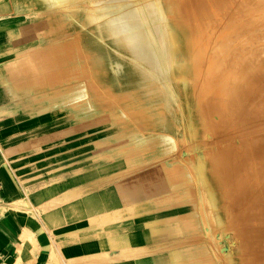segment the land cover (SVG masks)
Here are the masks:
<instances>
[{
  "label": "rangeland",
  "instance_id": "1",
  "mask_svg": "<svg viewBox=\"0 0 264 264\" xmlns=\"http://www.w3.org/2000/svg\"><path fill=\"white\" fill-rule=\"evenodd\" d=\"M86 1L89 3L85 8L69 6L65 12L53 13L46 19L42 14H35L32 4L26 0H0V60H4L0 64V82H3L0 90L9 97L0 102V130L5 131L0 137V146L23 187L17 197L20 199H6L0 221L15 220L16 214L36 217V212L56 209L59 222L47 221L48 225L69 226L65 230H74L84 240L101 243L100 248L70 264H112L109 259L115 253L123 255L125 250L137 245L151 246L147 247L150 249L147 253L135 258L115 257L112 261L119 260L114 264H220L212 245L218 240L200 230L204 223L201 211L207 206H202L199 196L194 195L192 183L204 178L213 187L216 201L212 202H217L221 209V224L214 225V233H227L229 243L235 244L228 264H255L256 261L264 264V249H257L259 240L264 243V224L258 233L250 228L251 216L257 214L261 219L264 211H254L258 206L251 204L252 197L241 175L242 166L234 169L218 153L213 161L204 160L201 165L184 158L186 174L179 179L171 180V175L164 173L163 176L159 171L141 179L138 173L128 170L147 166L155 160L151 156L146 161H137L135 156L141 153L139 145L132 143L121 155L110 156L112 140L125 138L132 129L124 124L116 127L115 133L104 135L105 128H96L93 116L88 114L90 111L73 105L81 88H73L70 83L83 75L86 66L80 60L82 47L76 37L59 43L62 25L59 17L64 16L66 23H72L73 17L92 16L91 9L99 6L92 2L101 0ZM37 2L36 8L40 5ZM82 9L86 12L82 13ZM47 22L55 29L52 40L58 41L44 54L41 36ZM16 43L19 45L14 47ZM153 146L150 153L154 152ZM143 190L147 196L142 195ZM0 198L3 197L0 195ZM185 223L191 224L192 231L174 230ZM19 231L22 234L18 242L13 240L4 249L5 264H63L51 242L40 248L36 232ZM27 234L31 236V244L26 250H19L21 237ZM217 254L220 255L219 251Z\"/></svg>",
  "mask_w": 264,
  "mask_h": 264
},
{
  "label": "bare ground",
  "instance_id": "2",
  "mask_svg": "<svg viewBox=\"0 0 264 264\" xmlns=\"http://www.w3.org/2000/svg\"><path fill=\"white\" fill-rule=\"evenodd\" d=\"M26 1L32 4L35 14L46 19L53 13L65 12L69 6L85 8L89 3L86 0ZM36 2L40 4L38 8ZM94 3L102 7L92 8V16L73 17L72 23H66L64 16L59 17L62 24L59 43L76 37L82 47L80 60L86 71L70 83L73 88H81L73 105L90 111L96 128H105L104 135L115 133V128L124 124L132 129L125 138L112 140L110 156L121 155L134 143L141 151L134 157L137 161H146L151 156L155 161L128 170L130 173L136 172L139 178L146 179L151 176L147 174L159 171L163 176L171 175L173 180L186 174L184 158L201 165L204 160L213 161L219 153L234 169L243 167L241 175L252 197L251 204L258 206L254 211L262 213L264 0ZM14 4L17 8L18 4ZM28 13L25 12L26 18L30 17ZM43 26L41 43L46 54L58 39L52 40L56 34L53 26L48 22ZM84 85L91 87L84 89ZM8 99L0 90V102ZM152 145L154 152L150 153ZM187 174L194 179L191 173ZM203 180L192 183L194 195L199 196L201 205L207 206L201 211L204 223L200 230L206 236L214 235L218 241L212 245L218 263L228 264L235 244L229 243L227 233H214V225L221 224V209L217 202H212L214 190L210 182ZM5 201L0 198V211ZM261 216V219L257 214L251 216L250 228L255 233L264 224V213ZM179 229L190 231L192 226L185 223L174 230ZM30 237V234L21 237L19 250L27 249ZM192 248L197 251L196 247ZM257 249H264L261 240Z\"/></svg>",
  "mask_w": 264,
  "mask_h": 264
},
{
  "label": "crops",
  "instance_id": "3",
  "mask_svg": "<svg viewBox=\"0 0 264 264\" xmlns=\"http://www.w3.org/2000/svg\"><path fill=\"white\" fill-rule=\"evenodd\" d=\"M5 131L0 130V137L4 136ZM0 138V143H1ZM135 191V190H134ZM23 192V187L19 184L16 176L13 174V169L10 163L4 157V152L0 146V195L4 199L16 200V198ZM143 196H147L145 190L142 193ZM20 199V198H17ZM53 203V202H50ZM31 209L34 208L30 205ZM37 210V209H35ZM21 211H24L21 209ZM23 213V212H22ZM36 217H31V215H20L16 214L15 220L1 219L0 224V254L5 258V250L9 247L13 240L18 242L19 235L22 234L20 229H27L29 232H36L39 236L36 242L40 248L46 246L49 242L55 247L59 253V261L63 264H70L72 261H78L83 255L90 254L91 251L100 248L101 243L99 241L91 239H83L80 237L78 232L74 230H65L69 226H63L56 224L51 226L47 224V221L54 223V221L59 222V213L56 209L43 213V211L36 212ZM42 227V228H41ZM64 229V230H63ZM42 232H41V231ZM54 232H56L54 234ZM40 234H42L40 236ZM55 237H59L55 239ZM146 246H132L129 250H125L123 255L115 253L113 258H119L121 256H139L143 253H147L149 250ZM137 254V255H136ZM130 257H128L129 259ZM117 259V261L119 260ZM108 260V259H107ZM109 259L110 263L114 264L117 261H112Z\"/></svg>",
  "mask_w": 264,
  "mask_h": 264
},
{
  "label": "built area",
  "instance_id": "4",
  "mask_svg": "<svg viewBox=\"0 0 264 264\" xmlns=\"http://www.w3.org/2000/svg\"><path fill=\"white\" fill-rule=\"evenodd\" d=\"M0 264H5V263H4V258H3V256H2V254H0Z\"/></svg>",
  "mask_w": 264,
  "mask_h": 264
}]
</instances>
